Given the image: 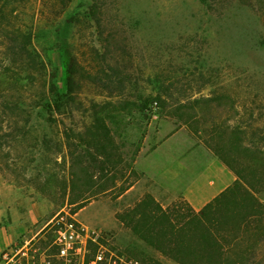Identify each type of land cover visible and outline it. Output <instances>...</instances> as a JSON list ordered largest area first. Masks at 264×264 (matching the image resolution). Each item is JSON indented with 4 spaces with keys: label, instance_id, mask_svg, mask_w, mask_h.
<instances>
[{
    "label": "rangeland",
    "instance_id": "obj_1",
    "mask_svg": "<svg viewBox=\"0 0 264 264\" xmlns=\"http://www.w3.org/2000/svg\"><path fill=\"white\" fill-rule=\"evenodd\" d=\"M63 1L0 0V254L23 246L48 264L40 237L75 218L84 235L109 239L118 261L181 264L123 217L147 195L190 215L189 184L232 171L212 147L214 128L227 141L241 129L244 161L263 159L264 0ZM14 33L32 37L27 50L9 48ZM66 46L81 67L75 98L48 110L52 83L67 92ZM95 115L121 148L108 191L87 156ZM250 177L262 209L264 187ZM262 231L244 247L253 264H264Z\"/></svg>",
    "mask_w": 264,
    "mask_h": 264
},
{
    "label": "trees",
    "instance_id": "obj_2",
    "mask_svg": "<svg viewBox=\"0 0 264 264\" xmlns=\"http://www.w3.org/2000/svg\"><path fill=\"white\" fill-rule=\"evenodd\" d=\"M21 36L22 34L16 33L9 36L10 49L27 50L26 45L32 37L25 36L21 40ZM62 58L67 92L61 93L56 89V84L52 83L51 89L55 97L44 104L48 110L53 107L60 110L65 100L69 102L75 98L73 94L76 92L77 74L80 73L81 67L68 46L62 49ZM94 125L96 129L92 131L87 141L92 149L86 152L91 160V168L99 171L103 180L105 179L107 184H104V188L108 191L109 181L116 172L120 173L122 170H118L122 161L121 148L116 143L105 115H95ZM217 130V128L212 130L213 139L217 140L216 145L212 147L221 160L235 172L236 179L231 185L201 210L191 209L192 213L188 216H185L183 212L172 210L170 206L164 208L150 195L133 207L131 213L124 215L125 218L122 216L124 222L130 225L136 234L152 244L158 251L168 254L181 264H206L207 262L210 264H253L251 259L255 258L250 253V249L244 247L250 240L253 228L256 232L261 230L264 224V208L260 209L259 202L250 193L249 188L253 184L250 176H254L256 182L264 187V157L261 155L263 159H257L253 165H248L242 158L251 151V147L245 148L242 143L241 136L244 131L239 128L234 130L231 132V139L227 141L224 136H221L223 131ZM81 140L86 141L84 137ZM72 144L75 145V143ZM258 151L264 154L263 149ZM129 169L134 172L131 166ZM132 185L133 183H129L124 186L121 193L129 190ZM243 194L245 196L240 197ZM144 205H147L149 209L138 210ZM83 206L85 204L80 205L78 210ZM78 210L76 209L74 213ZM260 237L259 243L264 241V231L261 232Z\"/></svg>",
    "mask_w": 264,
    "mask_h": 264
},
{
    "label": "flooded vegetation",
    "instance_id": "obj_3",
    "mask_svg": "<svg viewBox=\"0 0 264 264\" xmlns=\"http://www.w3.org/2000/svg\"><path fill=\"white\" fill-rule=\"evenodd\" d=\"M34 240V237L31 238ZM55 238L46 239V237H40V243L43 244L45 259L48 264H118L119 261L115 259L118 255L111 251L110 245H108L107 238L104 237H89L87 241L82 245V254L78 257V260L69 259L59 255V246L55 241ZM19 248V247H18ZM23 246H20L17 252L12 255L9 252H3L0 254V264H28L21 261L27 259H34L33 264L39 263L42 260L40 253H30L22 251ZM37 249V248H36ZM16 259V263H13V259ZM119 258V257H118Z\"/></svg>",
    "mask_w": 264,
    "mask_h": 264
},
{
    "label": "crops",
    "instance_id": "obj_4",
    "mask_svg": "<svg viewBox=\"0 0 264 264\" xmlns=\"http://www.w3.org/2000/svg\"><path fill=\"white\" fill-rule=\"evenodd\" d=\"M210 169L209 171H211ZM212 172V171H211ZM210 173V172H209ZM207 171L204 172V176L207 177V181L201 182L203 177L195 178L193 182L189 184V187L185 189V195L192 204L193 208L197 211L201 210L208 202L218 196L224 189H226L229 185H231L236 176L226 167L218 168L212 178L211 173L209 174ZM177 177V175H173ZM210 182L208 179H210Z\"/></svg>",
    "mask_w": 264,
    "mask_h": 264
},
{
    "label": "built area",
    "instance_id": "obj_5",
    "mask_svg": "<svg viewBox=\"0 0 264 264\" xmlns=\"http://www.w3.org/2000/svg\"><path fill=\"white\" fill-rule=\"evenodd\" d=\"M85 230L82 225H77L75 218L65 225H61L56 230L55 241L59 246V255L67 259L78 260V257L82 254V245L87 241L89 237H99V233L94 235H84ZM118 264H141L138 260L120 258Z\"/></svg>",
    "mask_w": 264,
    "mask_h": 264
}]
</instances>
